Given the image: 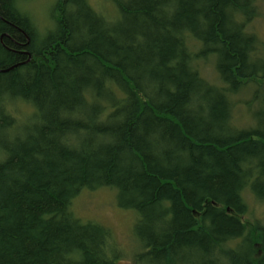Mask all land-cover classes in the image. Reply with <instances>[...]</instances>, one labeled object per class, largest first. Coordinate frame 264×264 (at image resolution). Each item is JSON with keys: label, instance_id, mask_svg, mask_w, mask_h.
<instances>
[{"label": "trees", "instance_id": "trees-1", "mask_svg": "<svg viewBox=\"0 0 264 264\" xmlns=\"http://www.w3.org/2000/svg\"><path fill=\"white\" fill-rule=\"evenodd\" d=\"M103 1L0 0V264H119L100 188L133 264H264V0Z\"/></svg>", "mask_w": 264, "mask_h": 264}, {"label": "rangeland", "instance_id": "rangeland-1", "mask_svg": "<svg viewBox=\"0 0 264 264\" xmlns=\"http://www.w3.org/2000/svg\"><path fill=\"white\" fill-rule=\"evenodd\" d=\"M54 1L18 0L19 7L28 13L41 35L47 29L53 28L50 10ZM91 3L95 7H100L101 4H104V1L91 0ZM262 8L264 9V4ZM252 27L259 35L264 37V11L252 22ZM83 191L85 192L80 196H76L73 200V214L84 220H96L110 227L116 243L121 249L122 258L119 260V264H133L130 255L138 252L140 245L136 241L131 240L130 229L134 218L132 212L120 209L117 206L115 191L112 189L100 188L97 191ZM263 209L264 207L255 205L257 215H260Z\"/></svg>", "mask_w": 264, "mask_h": 264}, {"label": "flooded vegetation", "instance_id": "flooded-vegetation-1", "mask_svg": "<svg viewBox=\"0 0 264 264\" xmlns=\"http://www.w3.org/2000/svg\"><path fill=\"white\" fill-rule=\"evenodd\" d=\"M21 31V30H20ZM23 34H24V36H25V40H26V42H28L29 41V37L23 32V31H21ZM15 43V42H14ZM17 44H19L18 45V47L19 48H21L23 45L22 44H20V43H17ZM22 52H25V54H27V56H28V60L30 59V54L28 53V52H26V51H22Z\"/></svg>", "mask_w": 264, "mask_h": 264}]
</instances>
